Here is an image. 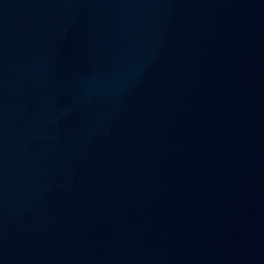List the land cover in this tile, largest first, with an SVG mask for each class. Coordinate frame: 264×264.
Listing matches in <instances>:
<instances>
[{"label":"water","instance_id":"obj_1","mask_svg":"<svg viewBox=\"0 0 264 264\" xmlns=\"http://www.w3.org/2000/svg\"><path fill=\"white\" fill-rule=\"evenodd\" d=\"M0 264H264V0H0Z\"/></svg>","mask_w":264,"mask_h":264}]
</instances>
